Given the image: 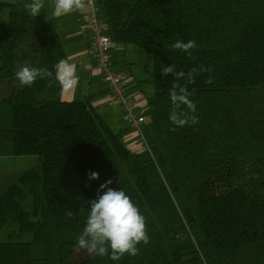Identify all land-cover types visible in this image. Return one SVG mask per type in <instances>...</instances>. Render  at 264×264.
Masks as SVG:
<instances>
[{"label":"trees","instance_id":"1","mask_svg":"<svg viewBox=\"0 0 264 264\" xmlns=\"http://www.w3.org/2000/svg\"><path fill=\"white\" fill-rule=\"evenodd\" d=\"M97 6L117 44L153 56L154 93L142 127L147 147L131 150L125 130L113 129L90 98L64 101L54 76L0 97V157L39 159L0 193V229L18 228L0 240V264H261L264 0H97ZM59 20L46 8L33 17L22 4L0 0V82L16 79L25 64L55 72L67 57ZM189 39L198 45L194 58L172 48ZM171 64L185 72L212 69L188 84L195 125L177 127L169 119L174 78L160 68ZM109 179L139 206L150 240L135 256L112 260L109 249L107 256L73 261L89 202ZM28 200L31 211L23 205Z\"/></svg>","mask_w":264,"mask_h":264},{"label":"clouds","instance_id":"2","mask_svg":"<svg viewBox=\"0 0 264 264\" xmlns=\"http://www.w3.org/2000/svg\"><path fill=\"white\" fill-rule=\"evenodd\" d=\"M54 17L69 14L74 10H82L86 7V0H53ZM44 0H32L24 5L28 13L36 17L44 8ZM198 45L193 39L187 42L176 41L173 49L182 50L193 57L192 49ZM209 67H193L188 72L177 71L175 64L164 65L160 72L164 77L171 75L174 78L169 90L170 101L173 106L169 119L177 127L197 124L198 117L191 115L195 112L196 105L190 99L188 84L194 83L195 75L199 72H211ZM16 79L21 86H31L39 79H50L54 76L62 91L70 92L79 85L77 69L69 59H60L55 65V72L48 68L31 67L27 64L19 68L15 73ZM214 79L209 76L206 80L211 83ZM184 81L183 84L180 81ZM182 106H187L189 111H184ZM175 131V128L172 129ZM99 172H90V179H98ZM112 180L109 179L100 185L97 198L92 199L86 223L77 243L80 249L87 250L90 254L99 256L109 255L110 259L120 260L125 254L135 256L139 254L138 245L147 244L150 240L146 218L141 213L139 206L123 189L109 187ZM106 189V190H105ZM83 210V209H81ZM72 216V211L66 213Z\"/></svg>","mask_w":264,"mask_h":264},{"label":"crops","instance_id":"3","mask_svg":"<svg viewBox=\"0 0 264 264\" xmlns=\"http://www.w3.org/2000/svg\"><path fill=\"white\" fill-rule=\"evenodd\" d=\"M7 2L22 4L27 3L26 0H4ZM44 8L47 15L54 17L53 0H45ZM91 10L90 5L86 1V7L82 10H74L73 12L62 15L58 23V32L65 48L67 57L77 69L79 75V85L76 89L65 92L61 90V98L64 101H72L74 99H88L104 120L115 130L124 129V140L127 146L139 152L144 150L143 144L140 142L137 133L124 121L123 112L120 106L116 105L109 91L108 86L102 78L100 70L96 66L91 44V32L87 26L88 14ZM134 49L129 45L117 44L112 54V62L117 71L121 72L128 85V90L137 96L140 100V110L147 108V99L153 95L154 88H147L145 78L136 71V64L132 61L130 52ZM91 66L89 68L88 66ZM130 72L131 77L126 78L124 72ZM147 123V118L145 123Z\"/></svg>","mask_w":264,"mask_h":264},{"label":"built area","instance_id":"4","mask_svg":"<svg viewBox=\"0 0 264 264\" xmlns=\"http://www.w3.org/2000/svg\"><path fill=\"white\" fill-rule=\"evenodd\" d=\"M91 10L87 18V26L91 32V44L96 66L109 88L113 102L120 106L124 121L137 133L144 148L147 147L143 133L145 123L144 111L140 110L139 96L128 90L127 82L121 72L117 71L112 62V54L117 43L107 34L106 23L100 16L97 0H86ZM91 68V66H88Z\"/></svg>","mask_w":264,"mask_h":264},{"label":"rangeland","instance_id":"5","mask_svg":"<svg viewBox=\"0 0 264 264\" xmlns=\"http://www.w3.org/2000/svg\"><path fill=\"white\" fill-rule=\"evenodd\" d=\"M131 46L134 51L130 52L132 61L136 64V71L141 73L145 78L147 85L145 87L154 88V61L153 56L149 53L142 51L141 49ZM126 78L130 79V72H124ZM20 83L17 79L11 81H1L0 82V97L5 96L12 88L19 86ZM148 119V117H147ZM39 159L36 155H24V156H6L0 157V193L11 183L16 182L18 175L25 169L38 164ZM26 210L31 211L30 201L23 203ZM33 217V216H32ZM33 219H36L33 217ZM15 224H10L6 229H0V240H8L9 234L13 230H17ZM31 239V234L25 235L22 240L29 241ZM33 256L38 257L41 254V248L34 245L32 249ZM90 253L85 249H80L79 247L74 251L73 261H80L88 257ZM261 264H264V254L261 259Z\"/></svg>","mask_w":264,"mask_h":264}]
</instances>
